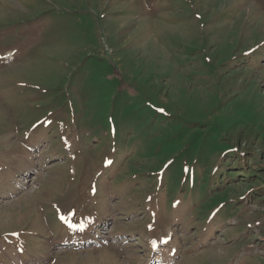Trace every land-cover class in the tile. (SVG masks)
<instances>
[{"label":"rangeland","instance_id":"1","mask_svg":"<svg viewBox=\"0 0 264 264\" xmlns=\"http://www.w3.org/2000/svg\"><path fill=\"white\" fill-rule=\"evenodd\" d=\"M4 54L0 165L38 135L23 132L49 113L71 132L72 149L51 139L66 160L11 197L8 186L0 190V264H11L14 250L22 264H135L139 243L115 234L137 233L145 248L171 230L185 237L196 227L195 235L204 223L219 227L215 242L179 264H264V0H0ZM146 103L167 120H153ZM182 127L186 138L167 143L162 134ZM233 149L222 180L221 172L214 177L216 191L207 170ZM179 150L205 173L181 174L175 163L152 207L154 173ZM186 196L189 206L181 200L170 209ZM95 215L104 238L97 245L110 247L74 252L48 242ZM149 222L150 232L138 234Z\"/></svg>","mask_w":264,"mask_h":264},{"label":"trees","instance_id":"2","mask_svg":"<svg viewBox=\"0 0 264 264\" xmlns=\"http://www.w3.org/2000/svg\"><path fill=\"white\" fill-rule=\"evenodd\" d=\"M254 184V183H253Z\"/></svg>","mask_w":264,"mask_h":264}]
</instances>
